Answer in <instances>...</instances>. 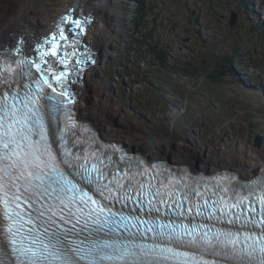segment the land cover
<instances>
[{"label": "rangeland", "instance_id": "1", "mask_svg": "<svg viewBox=\"0 0 264 264\" xmlns=\"http://www.w3.org/2000/svg\"><path fill=\"white\" fill-rule=\"evenodd\" d=\"M137 1L108 0L104 25L99 24L98 34L103 29L109 32L100 35L104 53L99 47L103 56L93 65L95 80L91 83L95 90L91 96L87 89L89 109L95 105L112 108V122L124 125L130 132L125 127L109 128L106 124L111 122L99 113H95L98 117L91 115L105 130L121 131L128 136L130 133L129 137L133 132L148 144L156 137L147 134L148 138H144L137 131L156 126L163 130L162 137L171 135L169 144L175 145V139L182 145L184 155L201 161L200 156L197 158L199 153L207 159L261 150L264 145V0H140L141 5ZM28 2H32L28 8L32 19H23L24 23L29 20L26 24H43L41 17L53 8V0H0V35L7 33L0 37L14 36L6 29L21 18ZM55 7V10L59 8ZM141 7L146 12H137V25L131 24L128 17L133 9ZM234 14L237 19L231 23ZM53 16L48 19V26ZM163 24L167 27L163 28ZM134 25L146 28L135 30ZM156 29L157 38L153 36ZM29 31L21 40H29ZM150 43L157 44L155 48L163 50V54L152 58ZM26 50L29 51L28 46ZM121 51L129 54L132 61L125 56L117 58ZM231 55H235V63L229 61ZM220 65L226 66V70L222 77L216 75L219 79H215L221 81L215 80L212 90L207 85V75ZM85 78L86 74L82 79ZM83 109L86 113L84 104ZM78 115L88 117L79 111ZM258 134L262 137L260 146L255 142ZM110 137L129 145L124 138ZM147 145L141 150L154 157ZM169 151L170 154L179 152ZM260 153L263 156L264 152Z\"/></svg>", "mask_w": 264, "mask_h": 264}, {"label": "snow or ice", "instance_id": "2", "mask_svg": "<svg viewBox=\"0 0 264 264\" xmlns=\"http://www.w3.org/2000/svg\"><path fill=\"white\" fill-rule=\"evenodd\" d=\"M62 22L79 28L81 34L84 31L81 27L82 21L73 20L70 15L62 18ZM68 31H72V28H68ZM66 39L65 29L59 28L58 35L54 34L51 38V48L40 54L39 62L21 59L15 61V69L11 64L0 67V77H4L0 79V84L10 83L5 73L15 72L17 82L22 76L29 78V83L24 85L27 93L22 101H17L18 92L11 95V105L9 104V93L0 96V204L4 206L3 220L8 222L6 231L0 227V240L4 241L6 248H11V254L15 257L12 264H81V262L84 264H112V262L116 264H165L166 261H175V264H264V179L254 180L245 185L248 195L241 196L235 203L227 205L230 208H243L246 201L252 204L250 197L254 196L258 189L259 195H255V202L260 206L259 211L257 212L255 207L249 208L247 214L252 218L243 221V224L250 225L252 229H258V231L249 230L240 233L220 230L212 234L204 232L197 235L195 227L189 229L188 226H181L180 231L172 228L165 232L163 230L167 227L165 225H159V232L151 226L146 230L154 232L155 236L160 239H167L169 242L176 241L180 244H184L185 237H188L186 241L188 245L201 252L211 253L219 259L208 260L203 255L181 252L171 246L155 243L149 246L140 243L125 244L103 240H91L87 243L85 241L68 242L67 237L71 230L54 231L49 236L48 228H45L44 233H36L31 237L30 243L25 245L24 241L29 239L28 236L21 234V229L25 224L31 225L39 220L41 225L47 224L50 228L57 224V216L64 223H68L73 217L79 221L80 215L84 214V209L79 205L89 208L87 212L89 218L94 213L96 214L94 224L100 223V215L104 213H107L105 222L116 215L111 208L94 199L90 191L94 190L99 193L104 200H130L133 198V192L137 193V198L144 194L143 184L138 187L133 184L135 175L139 173L129 175V172H124L121 175L110 171L111 156L105 155L102 159L100 155L92 153L95 163L90 168L84 164L78 166L79 170L76 171L75 176L87 182L89 191H86L74 179H70L69 174H66L57 163L51 145L48 143V132L41 109L47 112L50 107L52 113H62L65 119L70 120V110L67 106L74 102L75 95L66 83L67 73L56 74L52 71L55 64L49 65L45 59L48 56L56 57L57 49L60 47L56 41ZM73 43L79 44V41L73 40ZM15 52L21 53V48L16 47ZM29 66L34 67L39 73L38 79H35L30 71H24ZM50 71L51 77L49 76ZM50 79L59 85V92ZM33 83L35 89L32 88ZM44 86L56 95L49 96ZM42 100L49 102L55 100V104H41ZM18 102L21 103V108L16 107ZM70 127H75V125L66 124L63 129H57L61 143H65V135ZM34 135H38L39 139H34ZM64 154L72 155L66 143ZM76 159L79 160V157ZM64 163L68 164L69 161L65 160ZM125 167L131 171L133 167L138 168L139 165L128 161ZM109 176L111 179H108ZM105 179H108L107 184L102 183ZM124 180L128 183H122ZM110 185H114L115 193ZM105 191L108 195H105ZM77 200L79 205L76 203ZM21 201L27 206L26 212L21 210ZM90 205L95 207H90ZM121 219L127 218L121 217ZM240 219L241 216L236 215L235 220H230L229 223H235ZM28 232L32 233L33 229L29 228ZM0 254L7 256L8 252L3 251ZM0 264H5V262L0 260Z\"/></svg>", "mask_w": 264, "mask_h": 264}, {"label": "bare ground", "instance_id": "3", "mask_svg": "<svg viewBox=\"0 0 264 264\" xmlns=\"http://www.w3.org/2000/svg\"><path fill=\"white\" fill-rule=\"evenodd\" d=\"M106 1H107V3H106ZM107 4H108V0H53V4H52L53 8H51V10H49V13H47L46 15L41 17L43 24H38V22H37L34 25V24H26V23H28V21L30 19H32L28 15V13H29L28 8H30L32 6V2H28L25 5L26 6L25 11H24L23 15L21 16V18L19 20L15 21V23H12L11 25H9L6 29V32H13V34H14V36H12L13 38L10 35H8L10 37H4V36L0 37V44L6 43V44L13 45L15 43H24V46H25L24 49L27 46L30 49V47L35 45L36 42L38 41L37 37L42 38L45 35V32L50 30L51 28H54L56 25H58L61 22L62 18H64V16H67L69 13L76 15V16L83 14L86 30H88V33H86L83 36V39H87L88 44L93 46V48L98 52L97 57L100 60L103 56V55H100V50H99V47H102V38L100 37V35L109 32V31H106L105 29H103V31L98 34L100 27H101L99 24L104 23L103 17H104L106 8H107ZM56 5H58L59 8L55 10ZM53 14H54V16L50 21V25L48 26V24H49L48 19ZM25 18L29 19V20H25L26 23H24V21H23V19H25ZM145 26L148 27L149 25L147 24ZM162 27L163 28L167 27V24H163ZM19 28L22 30H27V32L29 30H31V31H29V33L27 35L29 36V40L32 42H30L28 39L21 40L22 38L19 35V33L23 32V31L19 30ZM195 28H198V27L195 26ZM149 30H152V29L150 28ZM157 30L158 29L155 30V33L153 35L155 38L158 37ZM111 32H112V29H110V33ZM6 34L7 33L1 34V35H6ZM199 35L201 36V34H199ZM12 39H15V40H12ZM150 44H152V43H150ZM152 45H154V44H152ZM61 48H62V46L60 44L59 50ZM102 49H103V47H102ZM102 51L104 53V49ZM89 52L90 51L88 50L87 53H89ZM97 63H99V61ZM90 65L91 66L88 65V66L81 67L80 71L78 73V75H81L82 77H84L86 74V78L84 79L85 81H83L82 78L77 77L78 80L74 81L71 84V86H73V88H76L78 90V99L76 101V107L75 108L79 112H81L82 114H87L88 117H90L89 120H92L101 129V131L103 130L102 132L106 135V136L104 135L105 137H103L104 140L115 141L117 139H115L114 137H110V136H116V137L124 138L127 141V143L129 144L127 146L136 147L138 152H140V149L142 148V146L144 144H145V147H143V148L146 149V145L148 144V141H143L135 133L132 132V136L134 137L133 138L132 136L129 137L130 133L128 136V135H125V133H123L121 131L113 132L112 129H106L105 130V127L103 126V128H102L101 124L95 118V117H98V115L95 113H99L100 116H102L107 121L111 122V123H107V124L104 122L106 125L109 126V128H116V129H118V128L125 129L126 128L122 124L118 125V124H114L112 122L113 118L111 119V116H110L111 112L113 111L112 108H107L104 105H102V106H96L95 105L94 109H92V110L89 109V98L91 96L90 93H92L95 90V86L92 85V83H91L93 80H95L94 79L95 73L93 72L94 71V67H93L94 64L91 63ZM261 74H262V72H261ZM249 77H250V75H249ZM89 79H91V81ZM87 89H88V93L90 94V96L87 95ZM83 104L86 107V113H83V112H85L83 109ZM91 114H93L95 117ZM144 129H146V131H144ZM144 129H143V131L140 129L138 131L137 130L136 131H137V133L142 134V136L144 138H148L147 134H149L150 136L153 135L156 137L153 139L152 144L149 143L147 145V148H149V149L151 148V153L154 156L153 158L158 157V155H160V156L164 155L167 158H174V159H180V160L183 159V161L192 165V167H197L200 164V165H202V167L200 165L198 167H201V169H203V170L215 171L217 169L218 170H220V169L225 170L226 169L227 171H230V173L228 174V176H230V178L233 176V174H235V176H238V177H240V176H243V177L254 176L255 174H258L260 172V168L262 167V165H264V154H263V156L262 155L260 156V154H262V153H260V151L264 152V145H262L263 147L261 150H248L245 155H241V152H238L235 154L234 153H228V156H217L216 155V157H214V156L213 157H207V159H205L203 157V155L201 153H199V155H197V158H198V156H200L201 159L203 160V161H201V160H199V158L195 159V158L191 157L192 155L191 156H187L188 154L184 155L183 151H182L183 150L182 145L179 144L175 139L173 140V141H175L174 142L175 145L169 144V142L172 140V137H171V135L165 134V133L164 134L166 136L163 135L164 137H162V134H160L161 131H163L162 129H159L156 126H150V127L144 128ZM165 129H166V126H165ZM127 130H129V129H127ZM117 132L119 134H115ZM129 132H130V130H129ZM112 133H114V134H112ZM169 150L179 151V152H172L171 153L173 155V157H172V156H170L171 154H170ZM150 158H152V157H150ZM158 158H160V157H158ZM219 159L221 161H218ZM222 161H226V162H222ZM120 208H121V211L124 210V207L122 205H120Z\"/></svg>", "mask_w": 264, "mask_h": 264}, {"label": "water", "instance_id": "4", "mask_svg": "<svg viewBox=\"0 0 264 264\" xmlns=\"http://www.w3.org/2000/svg\"><path fill=\"white\" fill-rule=\"evenodd\" d=\"M71 11V10H70ZM70 14V13H69ZM71 17L72 18H74L73 17V14L71 15ZM236 19H237V17H236V15L234 14L232 17H231V19H230V22L231 23H233V22H236ZM60 24H61V22H60ZM58 25H56L55 27H57ZM51 28L50 30H48V31H46L45 32V35L42 37V38H40V37H37V39H38V41L36 42V44L39 46V47H37V49H38V52L41 54L44 50L45 51H47L48 49H50L51 48V46H52V40H51V38H52V36L54 35V34H57L58 35V31H59V28L58 29H56V28ZM60 27H61V25H60ZM23 32H21L23 35H24V37H25V34L24 33H26L27 32V30H22ZM76 40H78L79 41V44H74L73 42H70V44L71 45H78V47L82 50V51H84L85 50V48H84V45L86 44V42H84L83 44H82V41L80 40V39H76ZM46 41H48L47 43H46ZM32 42V41H31ZM56 42H58L59 44H61V43H63V44H65V45H67V43H69L68 42V40L66 39V40H64V41H56ZM29 45V44H28ZM58 53V52H57ZM67 61L69 62V60L67 59ZM99 61V59H98V57H96V62H98ZM72 92L74 93V95L76 96V97H78V90L76 89V88H73V86H72ZM91 122H93L92 120H90ZM94 123V122H93ZM95 124V123H94ZM96 125V124H95ZM97 126V125H96ZM255 142H256V146H260V144H261V142H262V137H261V135H257L256 137H255ZM132 150H134V149H132ZM129 151H131V149H130V147H129Z\"/></svg>", "mask_w": 264, "mask_h": 264}, {"label": "trees", "instance_id": "5", "mask_svg": "<svg viewBox=\"0 0 264 264\" xmlns=\"http://www.w3.org/2000/svg\"><path fill=\"white\" fill-rule=\"evenodd\" d=\"M137 4H139V5H141V1L140 0H138L137 1ZM141 11H143V13H145L146 11L144 10V8L143 7H141V8H139V10L138 9H133V11H132V15H130V17H128L129 18V21H130V23L131 24H134L135 23V25H137V17H136V14H137V12H141ZM143 13H141V14H143ZM134 14H135V16H134ZM131 16H132V18H131ZM145 16H147V15H144L143 17H145ZM134 25V27H135V30H138V29H140V28H136V26ZM147 25V24H146ZM146 27L145 26H143V28H141V29H145ZM140 29V30H141ZM139 30V31H140ZM143 32H145V31H143ZM147 35V34H146ZM146 37V36H145ZM148 38V37H147ZM151 46H149V47H152L151 48V51H150V55H151V57L152 58H158L159 57V54H163V50H157L156 48H155V46L157 45V44H154V45H152V44H150ZM148 50V49H147ZM122 54H124V52L122 51L121 53H119L118 54V56L117 57H120L121 58V55ZM125 56V58L129 61V62H131L132 61V57L129 55V54H126V55H124ZM235 57V55H231L230 57H229V61L231 62V63H235V61L233 60V58ZM193 67H196V65H192ZM220 67H222V68H220ZM224 67H226V66H222V65H220L219 67H217V68H215V69H213V70H211L210 71V73L207 75V77H208V83H207V85L208 86H210V88L212 89V90H214V88H213V84H215L216 82H215V80H218L219 78L217 77V76H219V77H222V75L224 74V72H225V70L226 69H224ZM217 75V76H216ZM218 78V79H215V78ZM218 81H221V80H218Z\"/></svg>", "mask_w": 264, "mask_h": 264}]
</instances>
